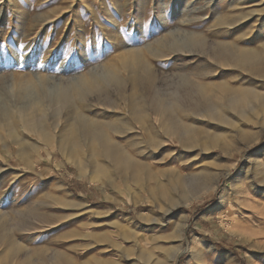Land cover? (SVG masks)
<instances>
[{
	"label": "rangeland",
	"instance_id": "obj_1",
	"mask_svg": "<svg viewBox=\"0 0 264 264\" xmlns=\"http://www.w3.org/2000/svg\"><path fill=\"white\" fill-rule=\"evenodd\" d=\"M205 27L210 45L233 40L259 53L247 67L258 77L198 53L191 41ZM263 48L264 0H0V264H264V106L241 115L209 90L212 111L186 104L191 115H178L190 123L187 148L162 132L157 170L110 179L38 133L57 137L81 114L131 152L135 133L115 134L104 105L116 78L137 91L125 63L150 64L161 96L205 65L218 75L195 82L237 89L240 78L264 94ZM72 87L83 101L65 103Z\"/></svg>",
	"mask_w": 264,
	"mask_h": 264
},
{
	"label": "bare ground",
	"instance_id": "obj_2",
	"mask_svg": "<svg viewBox=\"0 0 264 264\" xmlns=\"http://www.w3.org/2000/svg\"><path fill=\"white\" fill-rule=\"evenodd\" d=\"M206 30H208V27H205L191 41L192 45L197 48L198 53L211 57L213 66L221 70L234 71L241 69L248 72L252 78L256 79L258 77L253 70H249L247 67L253 66L255 61L257 62L255 59H257L256 55H259V53H255L256 51L251 48L239 46L233 40L218 39L214 45H210L209 37L205 35ZM191 52L189 50V53ZM137 66L138 70H134L129 63L124 64V68L129 74L130 82L137 91L131 95L126 94L124 92L125 85H127L126 80L116 78L115 85L118 89L116 98L111 99L110 97L104 103L118 120L116 128L113 129L115 134L118 136L122 135L123 128L133 130V133H135L130 144L134 149L133 151L124 150L117 140L106 135L103 131L106 126L105 123L81 114H76L74 118L68 119L66 130L57 137L45 127L38 128L42 143L48 144L56 141L57 146L62 151L78 158L77 162L80 168H82L84 163H87L94 169V173L110 179V176L127 174L142 169L144 166H150L152 170H157L160 163L157 158L161 154V146H166V142L159 138L162 132L167 137L176 136L181 146L187 148L186 135L190 132V123L184 122L178 115L181 113L191 115L188 113L186 104L190 105L194 113H198V115H202L206 111H212L214 104L217 102L216 98H209L205 95L209 90H212L217 95L224 96L227 100V105L232 109L238 110V108H241V115H246L243 107L249 106V103H251L250 109L264 106V94L259 93L255 89L256 87L243 85L240 78L237 81L239 86L236 87L237 89L225 82H195L192 77L206 78L211 75H218L211 72L209 66L206 65L198 69H188L187 73L181 77L179 88L175 92L170 93V95L165 96L157 94L159 87L154 81L151 65L141 62ZM97 84L99 93L106 95V90L102 88V83L97 82ZM138 87H141V91L144 92L140 93ZM74 95L80 101H83L86 91L80 87L70 88L67 92L65 103H70ZM245 123L248 127L253 125L251 119L245 121ZM11 134L14 136L15 132L13 131ZM83 143L87 152L84 160L80 158ZM34 148L39 151L43 147L36 146ZM98 158L101 160H98ZM111 169L114 173H110ZM217 182L218 179H216ZM195 194L198 195V193ZM195 198V195L191 197L192 200ZM31 211H33L32 215H34L36 210ZM21 221L24 225H30L32 222L29 215L21 217ZM2 241V229H0V242ZM13 245L15 247L13 250H17L16 244L14 243ZM63 261L70 262L64 258ZM83 264L87 263L83 262Z\"/></svg>",
	"mask_w": 264,
	"mask_h": 264
}]
</instances>
